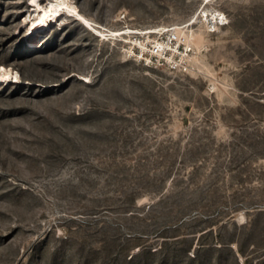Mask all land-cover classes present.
<instances>
[{"label":"rangeland","instance_id":"1","mask_svg":"<svg viewBox=\"0 0 264 264\" xmlns=\"http://www.w3.org/2000/svg\"><path fill=\"white\" fill-rule=\"evenodd\" d=\"M31 1L0 0V264H264V0H72L182 25L189 70L66 14L30 40Z\"/></svg>","mask_w":264,"mask_h":264},{"label":"built area","instance_id":"2","mask_svg":"<svg viewBox=\"0 0 264 264\" xmlns=\"http://www.w3.org/2000/svg\"><path fill=\"white\" fill-rule=\"evenodd\" d=\"M220 25L227 24L225 14L218 18ZM110 31L105 30V38H113ZM136 44L127 49L128 54L133 58L144 61L148 66H163L177 70H189L191 67L192 53L195 52V45L192 31H188L180 25H170L158 29L152 36L137 37ZM126 44L130 43L123 40ZM134 44V43H133Z\"/></svg>","mask_w":264,"mask_h":264},{"label":"bare ground","instance_id":"3","mask_svg":"<svg viewBox=\"0 0 264 264\" xmlns=\"http://www.w3.org/2000/svg\"><path fill=\"white\" fill-rule=\"evenodd\" d=\"M31 5L34 6V9L31 14V24L29 27V32L27 34L30 40L37 39L40 36V34L52 28V26L57 22H59L61 17L65 14L75 17L83 25L87 27L90 26L96 33L101 35L106 34L105 30L110 31L109 34H111L112 37H117V36L128 37L127 33L129 34L138 33L135 34L132 38H128L130 40H128L127 38L123 39L127 42H131L137 39V36L139 35L150 37L152 36V33L158 32V29L155 30L152 28H148L149 30H140L136 28L125 27L117 30H112L109 28L99 27L96 24H94L92 19L88 15H86L80 9L78 4H76L72 0H46L45 3H43L41 0H32ZM220 15H223V13L218 11L217 14L213 15L212 19L219 18ZM207 16L209 17V14H207ZM215 22H218V19ZM177 26L180 27V25ZM14 78L16 80L19 79L18 75L15 74L14 71L6 67H2V70L0 72V79H4V80L8 79L10 81L13 80Z\"/></svg>","mask_w":264,"mask_h":264}]
</instances>
